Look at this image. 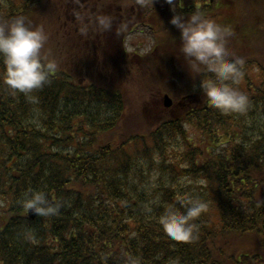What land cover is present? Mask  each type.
<instances>
[{
	"label": "trees",
	"instance_id": "obj_1",
	"mask_svg": "<svg viewBox=\"0 0 264 264\" xmlns=\"http://www.w3.org/2000/svg\"><path fill=\"white\" fill-rule=\"evenodd\" d=\"M46 1L0 0V20L23 15L46 29ZM130 1L101 0L99 15L113 18L114 35L153 37L148 51L124 55L95 17L89 30L97 40L64 29L57 54L78 69L58 65L52 83L30 94L34 100L3 83L0 58V264H126L127 254L141 264H264V0ZM196 11L233 32L230 58L246 61L235 87L252 101L244 115L207 101L200 83L215 79L212 73H189L170 20ZM125 78L163 79L169 96L200 88L183 117L162 106L163 94H152L158 108L141 127H127ZM182 80L186 86L175 89ZM29 189L63 202L60 214L30 219L18 203ZM184 197L208 204L189 243L171 240L159 224L168 205L184 211Z\"/></svg>",
	"mask_w": 264,
	"mask_h": 264
},
{
	"label": "clouds",
	"instance_id": "obj_2",
	"mask_svg": "<svg viewBox=\"0 0 264 264\" xmlns=\"http://www.w3.org/2000/svg\"><path fill=\"white\" fill-rule=\"evenodd\" d=\"M148 2L153 5V0ZM166 3L173 5L174 0H166ZM93 23L100 30L111 31L114 20L109 15H98ZM170 24L180 32V51L189 73L199 76L202 70H207L214 75L215 79L200 83L211 106L224 114H246L252 107V101L235 87L245 75L246 61L230 58L228 40L233 36L231 28L199 11L187 18L183 14H174ZM89 27V24H84L81 33L86 35ZM47 40L45 29L42 26L33 27L23 15L0 20L3 83L12 92L22 93L34 100L31 93L52 83L51 76L59 66L55 59L42 55ZM154 159L158 161V155ZM18 203L39 217L57 216L63 207V202L53 203L44 191L33 189H29ZM179 207L184 211H179L176 205H168L159 217V224L171 240L189 243L197 239L199 225L194 221L207 211L208 204L199 198L184 197L179 198ZM126 264H141V259L127 254Z\"/></svg>",
	"mask_w": 264,
	"mask_h": 264
},
{
	"label": "rangeland",
	"instance_id": "obj_3",
	"mask_svg": "<svg viewBox=\"0 0 264 264\" xmlns=\"http://www.w3.org/2000/svg\"><path fill=\"white\" fill-rule=\"evenodd\" d=\"M163 1V0H162ZM166 1V0H164ZM163 1V2H164ZM224 2V0H213L212 5H215L216 3H222ZM126 3V2H125ZM130 3H132V0L130 1ZM226 3V2H225ZM46 8L45 11H42L41 13V21L43 22V26L46 28L45 32L48 36V40L47 43L45 45V48L42 50V55L45 56L46 58L49 59H55L58 63V65L63 66L64 64L67 65V67L72 68L69 69L70 71H77V64L73 65L72 61H68L67 58H69L70 56H67V54L65 53V57L64 59H61V57L59 56V54H57L58 49L61 45V43H57V36L58 34H60V36L62 35V31L65 29H78L81 28L84 24H89L92 25L91 23L94 20V17L99 15V1L98 0H91L88 5H85V3L79 2V5L81 6H77L76 4H74V0H47L46 1ZM71 6L73 8H77L79 11H85V13L80 15H76L71 13ZM111 6V4H106V8H109ZM83 7V10L80 9ZM90 11L92 12V14H90ZM240 12V14L242 15L241 17H243L242 13L243 9L238 10ZM244 12V11H243ZM134 12H129V14L131 15ZM239 14V15H240ZM92 15V16H90ZM238 15V16H239ZM93 17V19H92ZM246 17V16H244ZM73 18V19H72ZM92 19V20H91ZM90 21V22H89ZM236 21L239 22H244L243 20H241L240 18L237 19ZM75 25H73L72 23H75ZM73 29V30H74ZM143 31L146 32V29H142ZM138 31V30H136ZM109 33H112V31H110ZM82 39L87 38L88 41L91 39L94 40L96 38L99 39V35H96L93 33V29L92 30H88L87 34L81 36ZM141 41V42H145V45L142 46H137V42ZM151 43L152 39L149 38V35H139V34H134L131 35L130 37L127 38L126 42H125V46L128 48V50L133 51V50H137L139 49L141 52L147 50L150 46L146 45V43ZM235 48L238 49L239 46L237 44V42H235ZM144 49V50H143ZM57 56V57H56ZM112 58H114V56H112ZM260 59L264 58V56L258 57ZM111 60V59H109ZM112 63V61H110ZM63 64V65H62ZM113 64V63H112ZM82 66V65H81ZM64 69V67H62ZM115 69H118V66L116 65ZM124 69V68H123ZM126 80L121 82L120 87L122 89H124L126 91V98L128 101H125V106L127 107L125 109L126 111V116H124L125 121H126V126L127 127H132L134 124L138 123L139 126L141 127L145 122H142V118L143 116L146 114V112L151 111V109H153V107H155V109L158 108L157 106V98L155 96V98H151L150 95H160L164 94V91L168 90V88H170L168 82H165L167 77L164 76V80H160V82H147V81H139L137 79H133L131 78V80H129V78H125ZM128 79V80H127ZM151 85H150V84ZM187 82L186 81H181L178 84L175 83L174 88L177 90H180L181 87L186 86ZM149 86H151V88H149ZM197 90V87H196ZM155 91L156 94L151 93ZM181 91V90H180ZM179 91H175L174 94H171V99L173 100V102H178L179 101V95L177 94ZM151 100H153L151 102ZM151 103V104H150ZM146 104L147 107L145 106ZM150 104V106H149ZM142 106V107H141ZM145 107V108H144ZM182 116L185 115V113L182 112L181 114Z\"/></svg>",
	"mask_w": 264,
	"mask_h": 264
},
{
	"label": "water",
	"instance_id": "obj_4",
	"mask_svg": "<svg viewBox=\"0 0 264 264\" xmlns=\"http://www.w3.org/2000/svg\"><path fill=\"white\" fill-rule=\"evenodd\" d=\"M164 106H170V101L168 98H165ZM28 215H29L30 219H34L35 217H37L36 214L34 212H32L31 210L28 212Z\"/></svg>",
	"mask_w": 264,
	"mask_h": 264
}]
</instances>
